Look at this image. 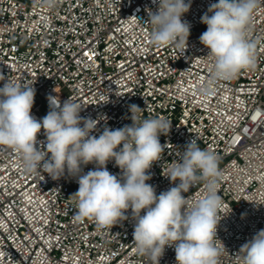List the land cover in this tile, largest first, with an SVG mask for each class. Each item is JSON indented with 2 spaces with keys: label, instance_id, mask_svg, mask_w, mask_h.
I'll return each instance as SVG.
<instances>
[{
  "label": "built area",
  "instance_id": "built-area-1",
  "mask_svg": "<svg viewBox=\"0 0 264 264\" xmlns=\"http://www.w3.org/2000/svg\"><path fill=\"white\" fill-rule=\"evenodd\" d=\"M217 2L191 0L182 17L191 25L184 49L151 44L153 0H57L53 8L42 0H0V75L32 83L37 120L49 111V95L59 96L61 104L69 97L81 103V116L99 120L92 133L97 137L105 127L131 125L132 104L144 110L137 113L141 119L171 121L169 133L159 137L167 147L148 170L146 183L157 195L174 186L164 174L188 142L214 151L222 173L219 264H243L241 246L264 229V0L247 31L256 43L255 67L213 82L203 94L212 61L199 40L207 30L201 17ZM41 142L43 129L37 148ZM106 167L122 175L114 161ZM95 168L88 164L83 171ZM78 187L67 173L53 180L25 171L19 153L0 146V264H149L134 251L131 209L128 219L113 226L78 220L71 197ZM202 188L182 195L195 198ZM159 264H176L173 247L166 246Z\"/></svg>",
  "mask_w": 264,
  "mask_h": 264
},
{
  "label": "clouds",
  "instance_id": "clouds-1",
  "mask_svg": "<svg viewBox=\"0 0 264 264\" xmlns=\"http://www.w3.org/2000/svg\"><path fill=\"white\" fill-rule=\"evenodd\" d=\"M42 2L53 8L57 0ZM259 2L218 0L202 15L207 30L199 40L212 61L210 80L200 89L203 94L211 92L213 82L231 80L242 70L255 67L256 43L247 38V31ZM153 3L157 11L149 9L147 21L151 44L186 49L191 25L182 17L189 11L191 0ZM0 81H5L0 87V146L15 149L27 172L47 173L53 180L66 173L76 178L79 187L71 195L76 219L90 218L99 225L113 226L128 219L125 213L131 209L134 251L147 257L149 264H159L166 246L174 248L176 264H219L221 248L215 241L223 218L219 214L223 198L218 194L222 173L214 151L202 149L195 139L188 142L180 159L172 161L164 174L174 186L157 195L146 181L151 179L148 170L167 147L159 139L170 131L167 118L141 119L137 113L144 110L132 104L131 125L105 127L97 137L92 133L99 120L81 116V103L69 97L61 104L59 96L49 95V111L37 120L31 114L35 97L32 83L5 80L3 75ZM41 129L46 143L41 142L37 148ZM109 161L121 169L119 178L107 169ZM88 164L96 168L84 173L83 167ZM201 183L202 194L195 198L182 195ZM240 252L244 253L243 264H264V229L243 244Z\"/></svg>",
  "mask_w": 264,
  "mask_h": 264
}]
</instances>
